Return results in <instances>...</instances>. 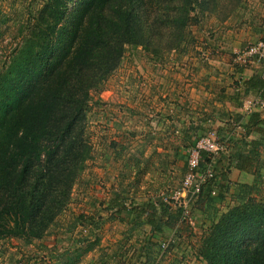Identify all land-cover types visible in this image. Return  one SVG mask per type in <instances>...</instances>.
Returning <instances> with one entry per match:
<instances>
[{
	"label": "rangeland",
	"instance_id": "rangeland-1",
	"mask_svg": "<svg viewBox=\"0 0 264 264\" xmlns=\"http://www.w3.org/2000/svg\"><path fill=\"white\" fill-rule=\"evenodd\" d=\"M45 1L0 0V75L31 35ZM199 3L185 34L162 29L156 46L126 44L106 84L91 86L78 129L91 154L65 211L53 222L52 234L30 240L0 236V264H145L152 258L154 264H204L199 255L204 234L242 200L234 186L209 209L211 198L197 189L204 174L190 175L187 152L208 137L214 150L222 145L218 154L208 153L207 172L230 146L244 150V143H231L221 130L242 135L223 115L228 105L221 94L241 93L238 67L255 66L236 56L264 38V0H223L212 11ZM259 159L264 174V152ZM259 197L264 200V187ZM161 201L182 211L163 233H154L144 216L138 224L134 214L119 212L126 207L140 213L149 205L157 210ZM87 246L92 248L86 251Z\"/></svg>",
	"mask_w": 264,
	"mask_h": 264
},
{
	"label": "trees",
	"instance_id": "trees-1",
	"mask_svg": "<svg viewBox=\"0 0 264 264\" xmlns=\"http://www.w3.org/2000/svg\"><path fill=\"white\" fill-rule=\"evenodd\" d=\"M222 1H45L31 35L0 75V236L30 240L52 234L53 222L65 211L71 189L90 158L91 147L78 131L89 91L93 84H106L125 45L156 46L162 29L181 37L196 3L212 11ZM246 85L247 91L264 89V79L252 77ZM250 123L261 135L251 142L253 149L243 152L242 146L233 147L229 163L221 156L212 164V176L201 184V195L211 198V205L233 192L228 175L235 159L237 168L254 175L252 184L234 185L242 202L204 234L199 249L204 264H264V200L259 197L264 187L259 165L264 119L254 113L247 128ZM238 141L243 139L234 143ZM176 154L184 158L181 152ZM201 159L196 171L206 174L212 156L204 152ZM212 192L219 194L211 196ZM159 204L160 212L152 205L140 213L126 207L119 212L134 214L138 224L144 216L154 233H163L166 224L179 221L182 211L163 201ZM149 252H145L148 259ZM153 260L145 264H154Z\"/></svg>",
	"mask_w": 264,
	"mask_h": 264
},
{
	"label": "crops",
	"instance_id": "crops-1",
	"mask_svg": "<svg viewBox=\"0 0 264 264\" xmlns=\"http://www.w3.org/2000/svg\"><path fill=\"white\" fill-rule=\"evenodd\" d=\"M254 65L255 66L250 67H243L241 65L240 67H238L240 68L241 77L240 79H237V85L239 86L237 90H241V93L229 94L228 92H224L221 94V100L228 105L226 109L224 108V110H222L225 113L223 115H229L231 120H234L236 122L235 125L242 130V135L240 137L234 135L235 132L233 131V128H231L230 132H228V128L220 126L222 127L221 130L225 131L227 135H229V138L233 139L234 141L243 139V141H241L242 143H244L245 147L243 152H247L248 150H250V148L253 149L251 142L261 138V135L256 133L258 128H256L253 123H250L249 128L246 127V125H248V123L250 122L252 115L256 113L260 117V119H264V89L257 88L250 89L248 91L246 90L247 80L256 76L262 77V71L260 70V68H258L259 65ZM210 116L212 115L210 114ZM261 127L263 126L261 125ZM233 147V145L230 146V152H228V154H226V156L224 157H227V155H229L230 158ZM260 151V153L264 152V146L260 147ZM229 158L228 160H225L227 164L229 163ZM236 160H238V158L233 162L234 166H232L230 170L231 175H228V181H231L233 183V187L235 184H237L236 182L252 184L254 182V175L237 168ZM233 164L231 163V165Z\"/></svg>",
	"mask_w": 264,
	"mask_h": 264
},
{
	"label": "built area",
	"instance_id": "built-area-1",
	"mask_svg": "<svg viewBox=\"0 0 264 264\" xmlns=\"http://www.w3.org/2000/svg\"><path fill=\"white\" fill-rule=\"evenodd\" d=\"M237 59L240 63L244 65L250 64H261L263 66L262 77L264 79V38L252 43L251 45L247 46L244 50L237 53ZM211 138H204L197 142L194 147L188 149L187 152V165L188 168L191 170V176H195L196 168L199 166L201 162L202 153L208 152L212 154H218L219 150H222L223 146H215L216 149L214 150V146L210 144ZM213 147V148H212ZM212 172L208 170L206 174H204L200 178L211 177ZM197 189L201 190L200 187L197 186Z\"/></svg>",
	"mask_w": 264,
	"mask_h": 264
}]
</instances>
